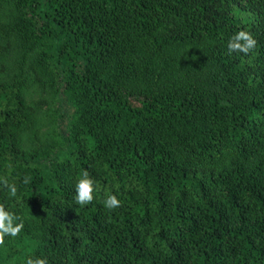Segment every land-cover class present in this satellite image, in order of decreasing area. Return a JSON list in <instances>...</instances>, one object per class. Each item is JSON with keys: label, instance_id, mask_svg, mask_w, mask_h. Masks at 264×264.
I'll list each match as a JSON object with an SVG mask.
<instances>
[{"label": "trees", "instance_id": "16d2710c", "mask_svg": "<svg viewBox=\"0 0 264 264\" xmlns=\"http://www.w3.org/2000/svg\"><path fill=\"white\" fill-rule=\"evenodd\" d=\"M0 176V264H264V0H0Z\"/></svg>", "mask_w": 264, "mask_h": 264}, {"label": "clouds", "instance_id": "9594fccd", "mask_svg": "<svg viewBox=\"0 0 264 264\" xmlns=\"http://www.w3.org/2000/svg\"><path fill=\"white\" fill-rule=\"evenodd\" d=\"M256 44V40L253 35L247 31H237L228 41L227 47L230 52H239L247 54ZM30 177H25L23 183L28 184ZM0 185H3L7 189L9 197H17V186L15 183H9V181L0 176ZM99 185L92 178L87 170H82L76 176L75 180V196L74 200L77 204L84 206L93 200L94 193L99 192ZM121 201L117 198L116 194H106V199L103 201V206L109 210L120 207ZM18 217L14 215L11 210H6L5 205L0 203V242H2V236L4 234H10L15 237L23 228V223H17ZM35 247V244H33ZM32 249L29 248L28 251ZM27 264H47L45 259L37 258L35 260L28 259Z\"/></svg>", "mask_w": 264, "mask_h": 264}]
</instances>
